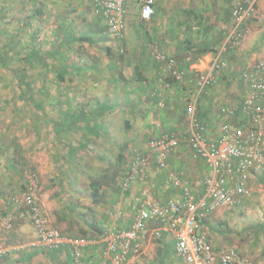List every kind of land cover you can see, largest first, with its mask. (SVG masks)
<instances>
[{
    "label": "rangeland",
    "instance_id": "rangeland-1",
    "mask_svg": "<svg viewBox=\"0 0 264 264\" xmlns=\"http://www.w3.org/2000/svg\"><path fill=\"white\" fill-rule=\"evenodd\" d=\"M235 1L222 0L220 32L204 41V32L209 29L201 27L204 20L196 12L194 15V11L179 9L177 5L176 12L165 17L164 0H154V15L148 21H140L141 0H130L126 32L119 42L105 33L103 21L91 14L86 0H0V218L9 209L6 203L9 195L19 191L32 171L39 177L40 198L48 219L62 232L70 229L79 235L88 231L84 221H93L95 206L91 202V181L99 178L101 182L107 181L101 186L103 196L106 191L114 196L130 193V189L119 190V179L134 150L145 147L151 134H155L153 129H159L155 125L164 127L163 117L170 106L178 108L181 129L187 124L183 119L187 98L173 102L170 87L163 89L167 97L164 107L157 104L158 100L146 97L150 95L147 91L151 75L159 68L152 56L153 41L176 59L181 70L194 62L203 68L222 47L232 26L229 11ZM40 8L43 14H38ZM190 22L199 26L195 32L186 31ZM68 27V32L62 34ZM246 27V39L239 47L222 54L227 65L217 83L199 100L201 105L197 104L201 107V119L210 126L218 127L224 120L225 105L237 103L245 96L251 67L264 58V0H257ZM202 49L207 51L196 56ZM33 50L46 58L40 63L36 58L28 59ZM60 60L70 66L65 80H59L55 74ZM134 71L144 76L145 91H137L141 84L135 80ZM19 75H24L28 85L18 82ZM185 87L188 90L192 86L188 83ZM101 104L109 109L99 115L98 133L63 131L56 127V122L64 125L66 113L76 109L85 112L91 105L99 108ZM126 121L130 122V128ZM146 123L154 125L147 130ZM68 142L73 148L66 146ZM119 153H123L124 159L119 160ZM118 162L120 165H116ZM205 173L196 177V189ZM249 184V196L234 207L210 212L203 228L213 245L234 247L261 262L264 169H252ZM13 220L11 228L0 229V249H6L0 260L19 261L18 254L24 253L23 259L27 258L28 264H40V250L32 245L34 236L29 222L16 217ZM153 225L155 228L159 223ZM169 243L170 236H148L140 241L130 263L184 264L172 246L168 247ZM29 252L33 254L28 258L25 255ZM36 254L38 258L33 257Z\"/></svg>",
    "mask_w": 264,
    "mask_h": 264
},
{
    "label": "built area",
    "instance_id": "built-area-1",
    "mask_svg": "<svg viewBox=\"0 0 264 264\" xmlns=\"http://www.w3.org/2000/svg\"><path fill=\"white\" fill-rule=\"evenodd\" d=\"M94 14L100 16L105 31L112 40L122 39L126 26L127 6L130 0H89ZM257 0H236L231 17L232 26L218 53L196 70L189 80L176 59L168 55L155 41L152 44L153 59L167 74L161 75L154 93L158 94L157 104L164 107L165 96L161 92L171 86L170 81L187 86L188 89L185 120L187 127L168 132L161 131L150 137L145 150H134L125 172L119 179L120 191L131 186L146 183L147 169L152 159L159 169H165L171 152L181 144L193 151L195 156L205 159L208 172L201 180L202 191L193 190L190 180L182 171H169L167 183L179 191L176 197L165 202L157 196L156 187L147 183L143 197L129 227L107 225L104 228L106 246L104 256L111 264H129L138 250V241L150 232V224L159 225L152 229L155 238L169 230L173 234L174 250L184 264H264L256 262L231 246L214 247L201 233V217L222 207H234L250 194L252 169H264V58L252 65L248 89L237 103L224 107L227 121L220 125V133L214 138L207 135V125L197 118V104L203 95L215 85L227 63L223 53L227 49L239 47L246 39V22L255 12ZM155 13L154 0H142L139 18L148 21ZM244 119L235 125L230 118ZM40 183L36 173L30 172L21 191L11 199L12 210L25 206L19 216L31 222L36 240L32 244L49 250H64L71 264H91L84 248L87 240L72 237L53 226L42 206ZM11 214L0 218V226L9 224ZM6 249H0V255ZM103 264V263H95Z\"/></svg>",
    "mask_w": 264,
    "mask_h": 264
},
{
    "label": "crops",
    "instance_id": "crops-1",
    "mask_svg": "<svg viewBox=\"0 0 264 264\" xmlns=\"http://www.w3.org/2000/svg\"><path fill=\"white\" fill-rule=\"evenodd\" d=\"M230 1H233V0H230ZM223 3L225 2L223 1ZM177 5L180 6L179 9L181 8L185 10L194 11L193 12L194 15L196 12L198 18L201 16L202 20H204L201 27H203L204 29H209L207 33L204 32V41L210 40L216 31L217 33L220 32L221 17H222V11H221L222 10V0H164L165 17H170L172 13L176 12L174 9H178ZM168 24H171V23H168ZM188 26L189 27H187L186 25L185 27V29H187L186 30L187 32H192V31L195 32L199 28V26L193 22H190ZM200 68H202L200 67V64L194 62L190 64L187 68H183L182 71H184V73L186 74L187 80H189V77H191V75H193V73ZM165 74H167L166 71L160 66L157 69L155 68V71L153 75H151V79H150L151 85L148 86V89L150 90L147 91L150 93V97L155 95L152 89L153 87L155 89L158 86L160 82L159 78H161V75H165ZM173 83L175 82H172V85L170 86V89H173L172 91L173 93L172 95H170L171 100H173V102L177 100L180 101L182 99L185 100L187 95L184 90L188 88V87H185L186 84L182 85L183 86L182 87L178 83H175V84ZM180 88L183 90L182 93L179 90ZM161 92L163 93V90H161ZM167 94H169L168 90H167ZM139 98H140V94H139ZM166 98L167 97L165 96V99ZM174 108H176L175 105L170 106V108L166 112L167 113L166 116L163 117V121H162V124L164 126L163 128L159 125H155L159 128L158 130H156L155 128L153 129L155 134L161 131L173 132V131L180 130L183 127V123L182 124L180 123V116H179L178 108L176 110ZM183 119H185V115ZM144 125H145V129L148 130V129H151L154 124L152 123L149 125L148 123H146ZM220 125L218 127L217 126L213 127L212 125L210 126L207 123V131H206L207 135L210 138H214L218 136L220 133ZM144 132L146 133V131ZM140 149L145 150V147L140 148ZM169 171H182L184 175L190 180L193 186V190L201 192L202 186L200 184L199 189H196L195 187L196 185L194 184H196L197 182L195 180L197 176L202 174V172L206 171L207 173L208 169L203 163V161H201L199 158H196V156L193 153H191L190 149L187 146H185L184 144H181L179 147H176L172 151L165 169H159L157 165L153 162V160L152 159L150 160V163L147 169L148 179L146 183L131 186L130 191H129L130 193H127V194H122L123 192H121V194L114 196L113 194H110V193L108 194L106 191L105 195L104 196L102 195L103 197L100 200V202L98 204H95L94 207H92L93 211L91 214V218L92 220L95 221V223L97 222L98 226L100 227L99 230L96 231V233L98 234L90 233V232L85 233L87 236V239H86L87 245L84 248V252H85V256L87 260H89L91 264H95V263L111 264V262L108 259H106L104 256V249L106 246V241H104V238H103L104 228L107 225H112V224L119 225L121 227H129V225L132 222L133 214L135 213L136 208L138 207L139 203L142 200L143 188L147 185V183H151L156 187L157 196L162 202H165L169 198L176 197L179 194V191L177 189L173 188L171 185L167 183L166 176ZM89 224L90 223H88L87 221L86 222L84 221V227L87 228L88 230L90 229L88 227ZM153 224H158V223L153 222L150 224V232L148 233L147 236H145V238H147L148 236L154 237L152 235V229H153L152 227L154 226ZM99 231H101V233ZM65 232L67 231L65 230ZM68 232L75 236H79L82 234V232H80L79 235H76L70 229L68 230ZM169 236L171 237V243L167 245L168 247L172 246V250H173L174 239H173L172 232L167 230L162 234V237H165V238ZM145 238L140 239L138 241V245L140 241L144 240ZM41 251L42 250H40V264H71L68 258V254L64 250H60L54 253L50 251L51 253H47V254L41 253ZM23 254L24 253L18 254L20 256L19 261H16V260L12 261L11 259H8V261H11V262H5V260L1 259L0 264H28V259L27 258L23 259ZM30 254H33V253L29 252L25 256H28L29 258ZM63 254L66 256L62 257ZM59 255L61 258L59 257ZM37 256L38 254L34 255L33 257L36 258Z\"/></svg>",
    "mask_w": 264,
    "mask_h": 264
},
{
    "label": "trees",
    "instance_id": "trees-1",
    "mask_svg": "<svg viewBox=\"0 0 264 264\" xmlns=\"http://www.w3.org/2000/svg\"><path fill=\"white\" fill-rule=\"evenodd\" d=\"M87 1V3H88V5H89V9H90V11H91V14L92 15H94V17H96V18H98V19H100V16H98V15H96V14H94V9H93V5H92V3L89 1V0H86ZM142 1V0H141ZM43 5H45V3H43ZM232 7H233V4H232V6H231V9H230V16H231V11H232ZM140 8V7H139ZM127 9H128V6H127ZM44 13V11L40 8V11L38 12V14H43ZM138 16H139V13H138ZM126 18H127V14H126ZM140 19V21H144V20H142L141 18H139ZM231 20H232V17H231ZM104 24V23H103ZM104 27H105V25H104ZM126 27H127V20H126V26H125V30H124V35H125V32H126ZM68 29H69V27L68 28H66V29H64L65 31H63V33L62 34H66V31L68 32ZM60 33H61V31H60ZM105 33H106V31H105ZM123 35V36H124ZM72 39H76V40H81V39H84V38H86V37H71ZM124 38V37H123ZM123 38L122 39H118V41L120 42V41H122L123 40ZM153 42H155V41H153ZM153 44V43H152ZM207 50L206 49H202V50H199L198 51V53L196 54V56H198V55H200V54H202L203 52H206ZM107 53L109 54V55H111V50L110 49H107ZM28 59H30V60H32L33 58H36L37 60H35L37 63H40V61L41 60H44V58H46V55L45 54H43V53H36L35 52V50H33L32 51V54L31 55H29V57H27ZM197 58V57H196ZM45 64H47V63H45ZM68 69H70V66H67V64L62 60H60V61H58V65L56 66V72H55V74H56V76H57V78L59 79V80H65V74L67 73V71H68ZM23 76L24 75H19V77H18V82L19 83H22V84H26V85H28V83L26 82V81H24L23 80ZM134 76H137L136 78H135V80H138V82H140V86H139V88L137 89V91H141V90H143V91H145V87L147 86V85H144V81H143V79H144V76H142L141 75V73H136V71H134ZM167 81H170V82H172V79H170V78H168L167 79ZM143 84V85H142ZM151 85V84H150ZM149 85V86H150ZM133 89H135V88H133ZM155 89H154V87H153V89H152V91H154ZM164 90H166V89H164ZM155 95H151L152 97H150V95H147L146 97L147 98H149L151 101H157V100H159L158 98H157V96H158V94L156 95V93H154ZM165 96V95H164ZM187 98V97H186ZM188 99V98H187ZM186 99V100H187ZM186 103H187V101H186ZM198 105H201L200 104V102L198 101ZM95 107V106H94ZM93 107V105H91V108H89V110L87 111V110H85V112L84 111H81V110H74V111H71V112H68V113H66L65 115H63V118L65 119V121L63 122V126H62V124L60 123V122H56V127L58 128V129H63V131H65L66 129L67 130H77V131H82V132H84V131H87L88 133H98L97 131L99 130V128H101L96 122H98L97 120H98V118H99V115H104L105 113H106V111H108V109H109V106H107V105H100L99 106V108H94ZM111 107V106H110ZM225 107H226V105H225ZM198 108V110H197V118H199L200 119V121H202L203 123H205V121L204 120H202L201 118H202V113H200L199 112V110H200V108L201 107H197ZM183 110H184V114H185V112H186V106L184 105L183 106ZM96 113V114H95ZM227 119V117H224V120L223 121H221V124H222V122H224V121H227L226 120ZM231 120V122H233V123H235V125H241V124H243V122H244V119L242 120L241 118H238L237 119V117L236 118H231L230 119ZM62 122V121H61ZM83 124V125H82ZM125 124H126V126L127 127H129L130 128V122L129 121H126L125 122ZM206 124V123H205ZM59 125V126H58ZM187 125L188 124H186L185 125V127H187ZM207 125V124H206ZM160 132H158V133H156V134H151V137L152 136H155V135H158ZM58 136V135H57ZM150 138V137H149ZM148 138V139H149ZM55 139H58V137H56L55 136ZM60 142H61V138L59 137V139H58ZM66 146H68V147H71V142H68L67 143V145ZM71 148H73V147H71ZM137 150H139V149H137ZM191 151V153H193V151L192 150H190ZM172 153V152H171ZM68 154H69V152H68ZM171 155V154H170ZM118 158H119V160H122V159H124V155H123V153H119L118 154ZM196 158H199L201 161H203V163L205 164V166H206V163H205V159L204 158H202V157H200V156H196ZM169 160V159H168ZM119 162H121V161H119ZM119 162L118 163H116V165L117 164H119ZM120 165V164H119ZM207 167V166H206ZM113 168V167H112ZM32 172H34V171H32ZM35 173V172H34ZM104 176V174L101 176V177H103ZM105 182H107V181H104V182H101L100 181V178L98 179V180H95V181H91L90 183H89V186H90V189H91V202L93 203V204H98L99 202H100V200L102 199V191H101V186H102V184H106ZM25 183V182H24ZM24 183H23V185H24ZM23 185L20 187V189H19V191H21L22 190V188H23ZM249 186H250V184H249ZM19 191H17V192H19ZM250 192H251V187H250ZM11 194V193H10ZM16 194V193H15ZM14 194H11V195H9V200H7V206L9 207V209H8V211L5 213V215L6 214H8L9 212H11L13 215H14V217H16L17 219H19V221H23V220H25L23 217H21V216H19V214H20V210H25L26 209V207L25 206H21L20 208H18L17 210H12V207H11V202H10V199H11V197L13 196ZM210 212H208L207 214H204L202 217H201V221H200V224H201V233H203L204 234V236L206 237V239L210 242V239H209V237H208V235H207V233H206V231L204 230V228H203V221H204V219L206 218V216L209 214ZM4 216V215H3ZM14 217H11V219L9 220V224L8 225H6V226H4L5 228H11L12 227V225H13V222H14V220H13V218ZM28 221V220H27ZM29 222V221H28ZM29 225L31 226V228H32V230H33V239H32V241H35L36 240V234H35V230H34V228H33V226H32V224H31V222H29ZM1 227L2 226H0V229H1ZM90 229L86 232V231H82V234L81 235H79V236H75V235H73V234H71V233H69V232H64V233H66V234H68V235H70V236H72V237H75V238H84V239H87V236H86V234L85 233H88V232H90V233H96V231H98L99 230V226H98V223L96 222L95 223V221L93 220L90 224H89V226H88ZM57 228V227H56ZM60 230V229H59ZM100 233H101V231H99ZM104 232V231H103ZM99 233V234H100ZM96 234H98V233H96ZM95 234V235H96ZM95 235H93V236H95ZM210 244L212 245V246H214V247H221V246H219V245H213L211 242H210ZM33 245V247L34 248H36V249H38V250H47V251H51V252H57V251H60V250H49V249H47V248H45V247H42V246H38V245H34V244H32ZM173 247H174V245H173ZM224 247V246H223ZM173 250H174V248H173ZM66 252V251H65ZM174 252H175V250H174ZM2 255V254H1ZM0 255V256H1ZM177 255V254H176ZM69 258V257H68ZM178 258H179V256H178ZM180 259V258H179ZM181 260V259H180ZM70 261V260H69Z\"/></svg>",
    "mask_w": 264,
    "mask_h": 264
}]
</instances>
